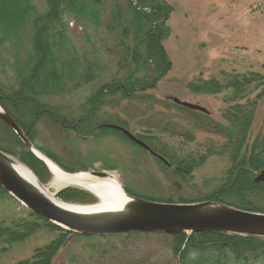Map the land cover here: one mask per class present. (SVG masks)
I'll use <instances>...</instances> for the list:
<instances>
[{
  "label": "rangeland",
  "instance_id": "obj_1",
  "mask_svg": "<svg viewBox=\"0 0 264 264\" xmlns=\"http://www.w3.org/2000/svg\"><path fill=\"white\" fill-rule=\"evenodd\" d=\"M162 1L170 7L168 32L160 40L170 65L156 74L157 79L149 87L130 97L114 93L100 94L98 102L94 98L104 82L120 79L129 70L136 78L145 74L143 64L135 70L118 64L122 53L117 43L121 39L130 43L133 36L126 0H105L103 5H97L98 21H92L87 27L72 24L71 18L68 19L66 31L72 43L69 53L74 62L63 69L48 61L44 75L35 84L39 88V104L14 101L23 96L19 76H23L32 52L30 24L22 30L11 25V35L3 37L0 31V87L6 94V106L26 127H32V136L39 147L52 155L53 161L66 172L106 173L105 177H114L128 194L139 200L237 208L236 205L247 204L248 193L242 188L244 192L230 189V181L237 175L242 177L247 166L233 163L230 152L224 150L227 140L232 139L227 136L232 132L233 121L227 115L233 105L230 101L233 89L226 84L248 74L259 78L249 83L250 93L246 97L235 101L245 104L247 98L255 99L246 135L248 152L253 141L259 149L257 140L264 139V84L255 87L254 83L264 80V0ZM31 2L34 10L30 17L47 11L45 0ZM0 8H6L4 19L12 15L16 22L22 16L21 0H0ZM114 11L119 15V24L112 19ZM51 38L59 41L55 33ZM65 49L60 52L54 46L58 61L65 59ZM113 49L117 51L112 52ZM84 52L95 62L92 66L97 69L94 75L98 77L93 75L83 82L75 61ZM55 73L61 77L58 78L61 89L57 88V94L45 95L51 89L49 80ZM172 98L199 105L207 113L182 106ZM16 103H20L19 108L14 106ZM0 107L6 111L1 102ZM111 125L128 131L145 146ZM11 133L0 122V150L36 172L43 184H48L52 178L49 170L46 166L34 165L26 151L21 154ZM16 153L23 155V161ZM242 153L237 156L238 160ZM67 188L90 195L79 203L97 201L96 196L79 186L53 192L58 196ZM258 196L254 201L262 205L263 195ZM58 197L66 202L82 199L68 194ZM4 229H10L15 237L10 238ZM157 232L161 231L75 236L72 231L36 214L6 190L2 193L0 190V264L31 261L45 247L53 252L48 264H120L138 258L158 264H179V257L169 249L172 234ZM181 232L186 237L192 233L173 234ZM234 234L264 238L263 235Z\"/></svg>",
  "mask_w": 264,
  "mask_h": 264
},
{
  "label": "trees",
  "instance_id": "obj_2",
  "mask_svg": "<svg viewBox=\"0 0 264 264\" xmlns=\"http://www.w3.org/2000/svg\"><path fill=\"white\" fill-rule=\"evenodd\" d=\"M21 1L22 16L16 22H13L12 15L10 18L4 19L3 14L6 8L4 10H2L3 8H0V31L3 37L5 35H11V25L14 29L19 28L22 30V28L24 29L27 24H30V42L32 43V52L28 57L30 61L26 62L28 64H26L25 68L23 69V76H19L20 85L23 84V91H21V93L23 92V96L18 97L14 101L18 102L21 99L23 102L30 101L31 104H37L39 102L40 95H38L39 88L35 84L38 83V78L41 79V75H44L45 72L43 70L46 68L48 61H50L57 68L62 67L63 69L65 66L74 62L72 60L73 58H71V53H69V48L71 49L72 43L71 39L69 38V34L66 31L68 19L71 18L72 24H77L84 27H87V24L92 23V21L97 22L99 10H97L96 7L97 5H103L105 0H45L47 11L39 16L34 15L35 17H30V12L34 10V6L31 2L32 0ZM126 1L130 14L129 24L131 25L130 27L132 28L133 36L130 43L126 42L125 39H121L117 43L116 47L120 44L121 47L119 49H121L120 52L122 53L118 64L128 67V70L129 66L132 68V70H135L139 68L141 64H143L142 66L144 68L145 74L141 78H136L133 76L134 72L129 70L130 72H126V75L120 79L104 82L99 88V94L94 97L96 102H98L100 94L120 93L130 97L136 91L149 87L151 83L157 79L156 74L161 73L163 69L170 65L169 60L164 55V52H162L163 49L160 43V40L168 32V26L166 22L170 12L169 5L162 0ZM114 12H112L111 15L112 19L116 24H119V15L117 12ZM6 21L9 22V25H6ZM144 23L145 26L143 27L142 25ZM51 30L55 31L50 33ZM53 33L58 36V42H55L51 38ZM54 46H57L60 52L63 47L66 48L63 50L65 59L60 61L57 60L59 58L58 54L54 50ZM52 50H54V52ZM114 50L115 49H113L112 52L117 51ZM86 52H84L81 57L77 58L75 61L77 68H80L79 76L83 82L89 79V77H92L95 74V70H97L92 66L95 62H91L89 60L90 58L87 56ZM61 71L63 70L61 69ZM67 71L71 73L70 70ZM248 75H243L241 80H232L226 84L233 89L232 95L230 96V101H233V105L230 107L231 110L227 114L233 118V121H231L230 128L232 132H229L227 136L232 137V139H230V141L227 140L224 150L228 154L230 152L233 163H245L247 166V168L243 169L242 171V177L237 175L234 177V179L231 178L232 180L230 181V189L232 188L236 192H241L244 190L248 193L247 204L245 202L236 205L235 207L250 212L264 214V203L259 205L254 201V199H259V193L263 195L264 200V182H256L254 180L257 174L256 172L264 169V139H256L257 146L260 147L259 149H257L256 144H254L253 141L248 152V137L246 135L251 122V111L255 99L247 98L245 104H239L238 102H235L236 100L243 99L250 93V90H248L249 83L252 80L258 78L256 74H253L250 77H248ZM96 77H98V74ZM58 78L61 77L56 74V76H53L51 81L49 80L51 83V89L47 90L48 92L45 95H50L53 93L57 94V92H59L57 88H61L59 87L60 79ZM214 84H209V86ZM262 84H264L263 79L254 83L255 87H258ZM33 85H35L34 88ZM1 89L2 87H0V102L2 103L6 112H8L13 117L21 129L26 133L29 140L39 150L55 161L53 156L39 147L37 142L34 140L31 130L32 127H26L23 122L12 113L9 107L6 106V94H4ZM9 98L12 99L11 96ZM20 103H16L14 106L19 108ZM247 104H249V106H247ZM0 122H2L4 126L8 128V126L1 119ZM11 132V136L15 140V143L17 142L16 144H18L22 150L21 154H23V150L26 151V155L33 159L32 161L34 165L40 164L44 166L39 159L32 155V153L25 147V145L12 130ZM233 139L234 143L231 144ZM253 147L254 149H252ZM240 152L243 153L242 157L238 160L237 156L240 155ZM21 154H17V157L23 161L24 158ZM34 165L31 164V168H34ZM35 174L38 175L36 172ZM241 179H244V181L242 182ZM0 190L1 193L5 192V190L1 187ZM64 194H68L71 197L82 198L77 202H85L84 200L90 197L87 192L71 188L61 191L58 196H62ZM201 200L202 199H200V201ZM46 224L52 228H59L55 225H50V223ZM3 231L8 232L10 234V238L11 236H14L11 235L12 231L10 229H4ZM63 232L68 233L66 231ZM73 235L76 236L78 234L74 233ZM169 236L171 237L169 249L172 251L174 256L177 255L179 257V264H264V238L256 236H244L223 231L192 232L187 237L181 232ZM47 250V247L40 249V252L38 253L39 256L37 258L34 256L31 261L24 260L20 263L48 264L50 255L52 256L53 252L50 253ZM120 264L158 263L151 260L147 262L138 258L124 261Z\"/></svg>",
  "mask_w": 264,
  "mask_h": 264
},
{
  "label": "water",
  "instance_id": "obj_3",
  "mask_svg": "<svg viewBox=\"0 0 264 264\" xmlns=\"http://www.w3.org/2000/svg\"><path fill=\"white\" fill-rule=\"evenodd\" d=\"M172 100L190 109L207 113V110L199 105L182 102L177 98H172ZM0 118L33 152L32 144L12 117L1 110ZM111 127L123 130L135 142L145 146L128 131L116 125H111ZM36 157L43 161L40 157ZM9 159L0 150V186L16 199L24 202V205L36 214L70 231L97 235H116L143 231H161L169 234L179 231H223L264 236L263 214L216 204L204 206L203 203L174 204L138 199L133 206V212L124 216L89 219L73 215L57 208L44 196L29 189L11 170L8 164ZM90 174L96 177L107 176L103 172L92 171ZM254 180L264 182V169L256 174Z\"/></svg>",
  "mask_w": 264,
  "mask_h": 264
},
{
  "label": "bare ground",
  "instance_id": "obj_4",
  "mask_svg": "<svg viewBox=\"0 0 264 264\" xmlns=\"http://www.w3.org/2000/svg\"><path fill=\"white\" fill-rule=\"evenodd\" d=\"M32 151L33 154L43 160V165L46 166V169L49 170V174L52 175L48 184H43L40 178H38L32 170L24 164L12 159H9L8 164L14 174L29 189L44 196L57 208L70 214L83 216L89 219H95L98 217H118L133 212V206L138 199L128 194L114 177H96L85 171L69 173L63 170L52 159L47 157L46 154L43 155L38 149L32 147ZM68 186H79L87 190L97 197V201L94 203L66 202L56 196L55 192H53L55 189ZM18 201L24 204L21 200ZM210 205L211 204H204V206ZM60 227L64 228L63 226ZM72 233L78 234L76 236L85 237L97 235L83 234L74 231H72Z\"/></svg>",
  "mask_w": 264,
  "mask_h": 264
}]
</instances>
